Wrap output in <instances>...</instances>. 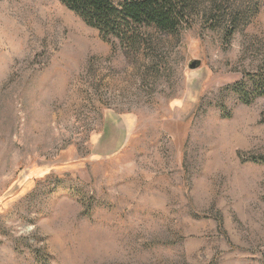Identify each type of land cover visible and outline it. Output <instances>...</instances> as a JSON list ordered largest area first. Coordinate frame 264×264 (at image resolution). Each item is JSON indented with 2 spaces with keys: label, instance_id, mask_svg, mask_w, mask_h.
<instances>
[{
  "label": "rangeland",
  "instance_id": "1",
  "mask_svg": "<svg viewBox=\"0 0 264 264\" xmlns=\"http://www.w3.org/2000/svg\"><path fill=\"white\" fill-rule=\"evenodd\" d=\"M198 3L128 55L61 0H0V264H264V97L231 87L264 71V0Z\"/></svg>",
  "mask_w": 264,
  "mask_h": 264
},
{
  "label": "trees",
  "instance_id": "2",
  "mask_svg": "<svg viewBox=\"0 0 264 264\" xmlns=\"http://www.w3.org/2000/svg\"><path fill=\"white\" fill-rule=\"evenodd\" d=\"M70 10L79 15L87 25L99 29L102 38L116 37L128 55L138 53L147 42L143 29L176 34L191 24L192 16L198 12V0H61ZM216 4V3H215ZM210 6V19H229L224 31L230 40L237 31V20L241 12L229 11L225 3ZM227 21V20H224ZM240 100L251 104L264 97V71L249 74L248 78L231 86ZM252 160L264 162V157Z\"/></svg>",
  "mask_w": 264,
  "mask_h": 264
},
{
  "label": "water",
  "instance_id": "3",
  "mask_svg": "<svg viewBox=\"0 0 264 264\" xmlns=\"http://www.w3.org/2000/svg\"><path fill=\"white\" fill-rule=\"evenodd\" d=\"M201 65V62L199 60H195L190 64L191 69H196Z\"/></svg>",
  "mask_w": 264,
  "mask_h": 264
}]
</instances>
